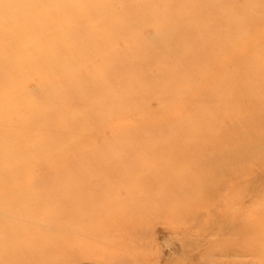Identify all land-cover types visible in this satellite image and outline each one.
<instances>
[{
	"label": "rangeland",
	"instance_id": "obj_1",
	"mask_svg": "<svg viewBox=\"0 0 264 264\" xmlns=\"http://www.w3.org/2000/svg\"><path fill=\"white\" fill-rule=\"evenodd\" d=\"M263 104L264 0H0V264H264Z\"/></svg>",
	"mask_w": 264,
	"mask_h": 264
},
{
	"label": "bare ground",
	"instance_id": "obj_2",
	"mask_svg": "<svg viewBox=\"0 0 264 264\" xmlns=\"http://www.w3.org/2000/svg\"><path fill=\"white\" fill-rule=\"evenodd\" d=\"M252 102V101H251ZM264 105V104H263ZM260 109V108H259ZM256 249H258V247L256 248ZM258 251V250H257ZM219 257V256H218ZM209 264H210V262H209Z\"/></svg>",
	"mask_w": 264,
	"mask_h": 264
}]
</instances>
